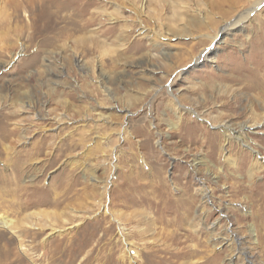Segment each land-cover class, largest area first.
<instances>
[{"label":"rangeland","instance_id":"374dc122","mask_svg":"<svg viewBox=\"0 0 264 264\" xmlns=\"http://www.w3.org/2000/svg\"><path fill=\"white\" fill-rule=\"evenodd\" d=\"M145 1L0 0V264H264V0Z\"/></svg>","mask_w":264,"mask_h":264},{"label":"bare ground","instance_id":"6f19581e","mask_svg":"<svg viewBox=\"0 0 264 264\" xmlns=\"http://www.w3.org/2000/svg\"><path fill=\"white\" fill-rule=\"evenodd\" d=\"M145 1V0H144ZM146 3V1H145ZM263 0L257 1L255 2V4L253 5L252 9H250L248 12L242 14V16H240L238 19H236L233 23H230L229 25H227L225 28H230V27H235L236 25H240L242 22L247 21L250 19L251 15L253 12H256L262 5ZM82 12V11H81ZM63 19V18H62ZM54 21V20H53ZM55 24V23H54ZM83 26V25H82ZM4 37V36H3ZM213 40H215L216 43H218L221 38L218 37V35L216 37L213 38ZM208 51L205 52L200 58V59H208ZM241 142H244L242 139H239ZM243 144V143H242ZM253 154H255L257 157H259V153L257 151H254L253 149H251Z\"/></svg>","mask_w":264,"mask_h":264}]
</instances>
